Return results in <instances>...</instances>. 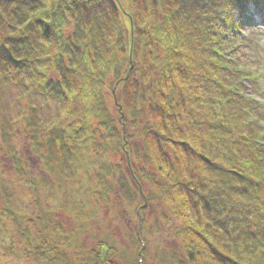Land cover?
<instances>
[{"label":"clouds","instance_id":"clouds-1","mask_svg":"<svg viewBox=\"0 0 264 264\" xmlns=\"http://www.w3.org/2000/svg\"><path fill=\"white\" fill-rule=\"evenodd\" d=\"M0 264H264V0H0Z\"/></svg>","mask_w":264,"mask_h":264}]
</instances>
